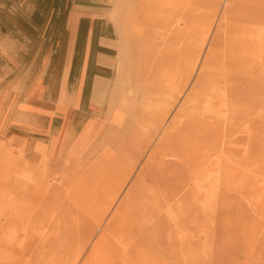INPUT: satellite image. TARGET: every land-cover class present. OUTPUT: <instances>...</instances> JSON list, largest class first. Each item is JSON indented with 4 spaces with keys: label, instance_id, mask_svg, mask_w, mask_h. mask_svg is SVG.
<instances>
[{
    "label": "rangeland",
    "instance_id": "374dc122",
    "mask_svg": "<svg viewBox=\"0 0 264 264\" xmlns=\"http://www.w3.org/2000/svg\"><path fill=\"white\" fill-rule=\"evenodd\" d=\"M129 2L140 20L103 2L115 50L79 91L99 123L82 160L24 153L16 91L0 106V264H264V0ZM44 30L51 56L17 51L9 78L54 83L53 99L67 42ZM87 31L77 54L95 45Z\"/></svg>",
    "mask_w": 264,
    "mask_h": 264
},
{
    "label": "crops",
    "instance_id": "0c3cea01",
    "mask_svg": "<svg viewBox=\"0 0 264 264\" xmlns=\"http://www.w3.org/2000/svg\"><path fill=\"white\" fill-rule=\"evenodd\" d=\"M103 2V0H76V2L75 0H0V106H8L10 90L16 91L13 97L18 99L17 137L19 144H23L24 153L26 147H34V153L46 154L51 161H80L82 151L84 152L86 148L83 145V138L92 131L98 132V121L89 118L88 112L82 109L89 107V103L84 101L79 91L85 88L84 82L87 78L93 79L94 82H99L101 79L104 81L106 76L100 75L110 72L113 65L111 53L115 50L116 40L114 29L106 19ZM103 21L107 22L105 29H102ZM52 25L64 27V40L67 42L65 78L60 86L63 92L60 97L56 94L57 97L53 99L52 91L58 90V86L54 83L52 85L51 82L46 84L42 81L29 80L25 76L26 71L22 75L19 70L13 79L9 78L17 65L13 59L21 57L17 51L35 49L38 57L51 56V53H39L41 44L38 43L52 39L51 37L46 39L45 30L43 31V27ZM85 25L88 26L85 39L95 45L92 48L87 42L82 54H77L73 44L74 35L80 26ZM54 39L60 41L61 37ZM76 57H83L86 61L84 60L80 72V85L74 89L70 77L74 72ZM92 58L99 61L90 62ZM98 64L102 66L98 69L99 72L89 70V67ZM46 93L47 97L43 98ZM80 173L79 177L82 176L81 171Z\"/></svg>",
    "mask_w": 264,
    "mask_h": 264
},
{
    "label": "bare ground",
    "instance_id": "6f19581e",
    "mask_svg": "<svg viewBox=\"0 0 264 264\" xmlns=\"http://www.w3.org/2000/svg\"><path fill=\"white\" fill-rule=\"evenodd\" d=\"M105 2V0H103ZM131 1V0H129ZM127 1V0H117V5H116V8L114 9V16L117 17V19H121L124 23L128 20H131V21H135V20H140L137 16L138 13L135 14V19H134V16H132V14L129 16L128 14V9H129V6H130V2ZM106 12V11H104ZM113 14V12H112ZM103 29H105V27H107V22L106 21H103ZM110 33V32H109ZM212 56V55H211ZM215 61L214 59L211 61L210 65H215L214 64ZM206 64H204L205 66ZM227 75V74H226ZM227 77V76H226ZM251 78V77H250ZM256 84V83H255ZM249 88V91H250V87ZM252 88V87H251ZM227 89V88H226ZM229 90V89H228ZM260 90V89H259ZM235 93H233L234 95ZM229 96V95H228ZM258 99V98H257ZM250 104V103H249ZM256 101H252V105L253 107L256 106ZM237 114H235L234 118H238V117H241L242 114H243V110L240 109L239 111H236ZM243 118V117H242Z\"/></svg>",
    "mask_w": 264,
    "mask_h": 264
}]
</instances>
